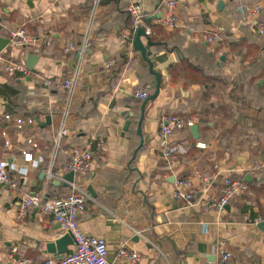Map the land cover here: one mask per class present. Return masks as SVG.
I'll use <instances>...</instances> for the list:
<instances>
[{
    "label": "crops",
    "instance_id": "obj_1",
    "mask_svg": "<svg viewBox=\"0 0 264 264\" xmlns=\"http://www.w3.org/2000/svg\"><path fill=\"white\" fill-rule=\"evenodd\" d=\"M132 1L101 0L96 5L95 0H0V38L5 41L12 28L25 27L39 40L29 49L9 42L2 49L7 58L26 65V51L38 60L25 79L0 69V83L17 90L11 101L0 95V159L11 175L25 173L23 190L63 196L71 191L70 150L91 146L93 169L80 181L91 199L79 215V225L105 241L110 264H121L117 254L122 247L140 252V264H264V231L256 223L264 219V129L244 116L264 109V78L256 77L261 69L250 63L251 56L244 58L247 49L239 45L243 41L263 50L258 23L264 22V0H182L181 26L174 30L163 27L160 17L148 20L162 13L163 0H142L144 27H150L149 35L159 43L148 46V55L162 73V85L157 98L146 105L144 146L137 155L140 138L131 128L124 133L123 127L126 115L137 117L145 101L136 92L145 88L150 96L155 77L132 44L135 32L127 9ZM256 4L263 6L262 13L258 20L250 19L248 10ZM158 25L163 33L155 30ZM217 26L226 29L222 41L208 43L203 33ZM87 36L90 44L75 65L79 49L66 53L64 47L69 41L82 46ZM142 40L146 44V37ZM76 71L80 80L65 135L58 142L68 94L43 85L40 76L67 78ZM211 76L223 80H206ZM233 82L247 107L231 101ZM173 112L198 124L200 137L190 128L178 131L175 140L186 141L189 152L165 160L159 130ZM232 112L235 119L228 115ZM48 116L51 122L44 124ZM18 117H33L35 122L19 128ZM229 129H234L231 134ZM24 152H32L33 159L25 161ZM51 164L63 173L61 180L47 178ZM195 168L210 176L211 183L195 181V202L187 206L174 198L173 189L176 179L193 175ZM248 173L256 205L238 197L221 213L211 207L223 177L245 180ZM20 201L19 191L0 184V264H14L9 257L13 247L18 256L35 262L60 256L48 253L47 244L67 232L38 208L18 217ZM221 247L232 253L225 262Z\"/></svg>",
    "mask_w": 264,
    "mask_h": 264
},
{
    "label": "built area",
    "instance_id": "obj_2",
    "mask_svg": "<svg viewBox=\"0 0 264 264\" xmlns=\"http://www.w3.org/2000/svg\"><path fill=\"white\" fill-rule=\"evenodd\" d=\"M100 1L101 0H95L96 5H98ZM143 5L142 0H135L128 6V11L132 15L134 30L139 26H145L144 21L146 14L143 11ZM181 5L182 0H163L162 15L159 20L163 27L174 30L181 26ZM262 10L263 6L261 4H256L248 10L247 17L258 20ZM258 26L260 35L264 37V22L259 21ZM146 32L147 34L151 33L150 27H146ZM225 32L226 29L222 26H217L212 31L204 32L203 39L208 43H218L222 41ZM38 42V38L31 34L25 27H14L10 30L9 43L15 48H23L25 46L34 47L38 45ZM89 44L90 37L87 36L84 44L79 49L80 53L84 52ZM75 49L76 45L72 41L67 42L64 47L66 53L72 52ZM106 65L111 66L112 62H106ZM0 69L10 77L20 76L22 79L30 77L32 74V71L25 63L7 58L2 50H0ZM40 79L43 85L52 89L66 91L68 94L57 135V141L59 142L64 137L67 129V121L71 114L73 98L80 80V71H76L72 76L67 78L40 76ZM136 96L141 99H146L149 93L145 88L139 89L136 92ZM6 117L10 118V115ZM26 122L32 124L35 120L33 117L16 118V124L19 128H22ZM193 125V120L186 119L180 115H168L165 117L159 130V148L165 160L171 159L176 154L184 155L188 153V148L182 143L177 142L175 140V135L177 131ZM29 142L37 146L33 140L30 139ZM197 146L206 147L202 142H198ZM69 155L67 170L69 172L73 171L75 173V178L72 182L68 181L71 185V191L66 196H49L46 192L39 193L23 190L21 187L23 182L27 179L25 173L19 176L11 175L7 169L6 162L0 159V184L9 186L13 191H19L21 196L17 212L18 217L26 215L31 208H38L43 213L52 215L54 220L60 224L61 229L64 232H71L75 239L72 250L60 256L46 257L38 262L27 257L18 256V248L13 247L9 257L14 264H110L107 258V246L105 241L99 237L85 233L79 225V215L85 210L91 199L90 193L80 181L91 173L95 152L91 146L74 147L70 150ZM32 159V152H24L25 161H31ZM47 178L52 181L55 179L61 180L63 178V173L55 171L53 164H51L47 169ZM195 181L201 185H209L211 183V177L203 175L195 168L193 175L175 180L173 189L174 198L183 201L187 206L193 205L196 198V193L193 188ZM238 197L243 198L250 206L256 205L253 198L254 193L249 183L242 178L240 179L233 177L231 174H227L223 177L220 194L212 195L210 204L213 209L221 213L231 200ZM248 217V214L244 215V218L247 219ZM263 220L262 217H259L256 223ZM220 254L222 262L227 261L232 256L229 250L222 247L220 249ZM117 260H119L121 264H140L142 255L136 250L122 247L117 254Z\"/></svg>",
    "mask_w": 264,
    "mask_h": 264
},
{
    "label": "water",
    "instance_id": "obj_3",
    "mask_svg": "<svg viewBox=\"0 0 264 264\" xmlns=\"http://www.w3.org/2000/svg\"><path fill=\"white\" fill-rule=\"evenodd\" d=\"M220 5L223 6V2H220ZM162 13H159L158 15H153L151 17H148L149 19H156L161 17ZM135 38L133 40V47L136 51H139L143 57V59L148 63L149 65V70L150 72L155 75L156 77V90L153 94H151L150 96H148L147 99H145V101L142 104V113H141V117L138 123V134L141 136V141H140V145L139 148L142 147L144 145V137H143V133H142V124H143V120L145 118V109H146V105L148 102L153 101L157 98L159 92H160V88L162 85V73L158 70L155 69V64L154 61L149 57L148 55V46H152L153 45V41L151 40V37L149 34H147L146 32V28L144 26H139L137 28H135ZM143 37H146L147 42L146 44L144 43V41L142 40ZM4 39L0 38V50L3 49V47L9 42V39H6L5 41H3ZM263 49H264V45H263ZM81 53L80 51H77L74 55V62L75 65L77 64L78 60L80 59ZM225 56L226 54H223L220 57V62L225 60ZM25 60L27 61V65L29 67L30 70L34 69V65L35 62L38 60V56L35 54L30 53L29 51L25 52ZM38 120V118H36ZM51 122V116H48L46 121L44 122V124H48ZM131 124V119H130V115H126V122L125 125L123 127V131L124 133L129 129V126ZM193 135L195 138H199L200 137V133H199V125L198 124H194L193 126L190 127ZM137 148L135 150V154L138 152ZM75 177V173L73 171H70L69 174L67 175V178L69 179V181H73ZM245 180L246 181H251L252 177L251 175L248 173L245 175ZM92 194L95 195V193L91 190ZM257 226L259 229H261L262 231H264V220L260 221L257 223ZM75 244V239L72 235L71 232H67L65 234H63L61 237H59L58 239H56L55 241H51L47 244V251L50 254L53 255H61V254H65L66 252L69 251V246H73Z\"/></svg>",
    "mask_w": 264,
    "mask_h": 264
},
{
    "label": "trees",
    "instance_id": "obj_4",
    "mask_svg": "<svg viewBox=\"0 0 264 264\" xmlns=\"http://www.w3.org/2000/svg\"><path fill=\"white\" fill-rule=\"evenodd\" d=\"M128 9V8H127ZM129 12V11H128ZM130 13V12H129ZM131 15V14H130ZM132 17V16H131ZM131 32L132 33H134L135 31H134V27H133V22H132V25H131ZM155 30H157V33H163L164 32V30L161 28V26H156L155 27ZM150 37H151V40L154 42L153 43V45L151 46V47H154V46H158L159 45V43L158 42H156L155 41V38H154V36H151L150 35ZM237 44H239V43H237ZM241 47H243V48H246L247 49V52L246 53H244L243 54V56H244V58H246V57H249V56H251L252 58H251V61H250V63L251 64H254V65H258L259 66V68L261 69V72L260 73H258L257 75H256V77H260V78H264V60L262 59V60H260V55H261V53H264V49L262 50V48H261V46H255V45H250V44H245L243 41H241V44H239ZM29 49V46H25V47H23V49ZM81 48V46H76V49H80ZM262 50V51H261ZM261 51V52H260ZM259 52H260V54H259ZM141 54V53H140ZM142 56V55H141ZM142 61H143V63H144V65H145V67H147L148 68V70H149V65H148V63L143 59V57H142ZM149 72H150V70H149ZM151 73V72H150ZM152 74V73H151ZM153 75V74H152ZM154 77H155V75H153ZM19 76H15V77H12V78H18ZM213 79H216V80H220V81H222L223 79L221 78V77H213V76H211V77H209V78H206V80H213ZM219 81V82H220ZM155 90H156V77H155V83H154V86H153V89H152V91H151V94H153L154 92H155ZM17 94V90L14 88V87H12V86H10V85H8V84H2V83H0V95L1 96H3V97H5V98H7L8 100H10L11 101V98L14 96V95H16ZM139 98V97H138ZM230 99H231V101L232 102H238V101H240L241 102V104L242 105H244V107H247L249 104H245L244 102H245V100H246V98L242 95V90L240 89V86H238V84H236L235 82H233V88H232V90H231V92H230ZM144 100V99H143ZM250 101V100H249ZM249 101H247V103L249 102ZM143 104V103H142ZM238 109V108H237ZM141 113H142V105L140 106V113H139V115L136 117V116H131L130 117V119H131V124H130V126H129V129L131 128L132 130H133V132L135 133V134H137L138 136H139V138H140V141H141V136L138 134V131H137V129H138V123H139V120H140V117H141ZM146 113V112H145ZM233 113V112H232ZM170 115H180L181 116V114L180 113H171ZM228 115H230V119L231 118H234L235 119V117H236V113L234 112L233 114H228ZM245 117H250L251 119H253L254 120V122L256 123V127L259 129V127L260 128H263L264 129V109H262V110H260V111H258L257 113H256V115H252V114H245L244 115ZM145 117H146V114H145ZM209 118H207V116H204L203 117V123H205L206 125H207V122L209 121L208 120ZM144 120H145V118H144ZM144 120H143V123H144ZM189 129L190 127H185L184 129ZM212 128V127H211ZM129 129L127 130V132L129 131ZM214 129V128H213ZM181 130H183V129H181ZM181 130H179V131H181ZM233 130L234 129H229V131H227L228 133H232L233 132ZM178 132V131H177ZM142 133H143V124H142ZM143 137H144V133H143ZM177 141V140H176ZM178 142V141H177ZM184 142V143H183ZM182 143L183 144H185L186 145V147L187 148H190L189 147V145L186 143V141H183ZM180 143V142H179ZM140 145V144H139ZM144 146V145H143ZM142 146V147H143ZM142 147H140L139 148V146H137V148H139L138 149V152L141 150V148ZM136 148V149H137ZM137 152V153H138ZM188 152H189V150H188ZM137 153H136V155H137ZM67 195V194H66ZM66 195H63V196H66Z\"/></svg>",
    "mask_w": 264,
    "mask_h": 264
}]
</instances>
